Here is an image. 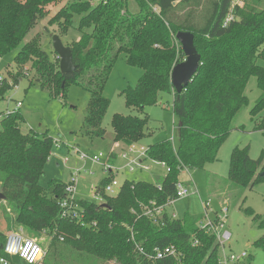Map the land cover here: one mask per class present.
Returning a JSON list of instances; mask_svg holds the SVG:
<instances>
[{"label":"trees","instance_id":"obj_1","mask_svg":"<svg viewBox=\"0 0 264 264\" xmlns=\"http://www.w3.org/2000/svg\"><path fill=\"white\" fill-rule=\"evenodd\" d=\"M134 2L136 11L130 9L129 0H0V57L19 48L14 56L19 72L0 79V98L4 99L26 76L25 64L31 62L34 78L42 89L65 96L69 83L74 82L89 92L84 131L91 138L103 137L106 131L102 120L110 105L104 89L118 55L125 53L128 63L143 70L137 84L122 92L127 104L141 110L157 104L161 94H171L173 113L179 121L177 147L171 139L149 145V154L165 161L171 169L161 180L162 189L147 180L128 179L116 196L103 194L108 207L79 197L85 210L84 223H80L62 217L59 201L65 195L66 183L54 180L48 189L39 183L54 138L48 132H22L25 117L19 109H8L1 115L0 218L8 230L17 224L33 237L48 233L47 253L39 264H63L68 251L116 264H220V243L214 234L199 228L200 217L185 213L178 219L155 224L133 213L132 208L141 201H167L175 196L183 167L203 170L218 159L234 118L249 104L245 90L252 76L263 93L250 114L255 117L264 110V67L257 63L264 58V0H247L245 6L236 8L235 19L227 26L224 19L232 0ZM47 17L49 25L59 27L60 37L71 30L80 34L67 44L76 64L72 73L61 72L58 54L53 50L57 58H52L38 37L21 46ZM179 31L194 34L201 57L197 73L181 92L171 81L174 65L185 55L176 38ZM148 123V116L116 113L112 119L113 140L125 144L141 141L147 135ZM257 125L264 130V118ZM229 179L252 187L264 181V162L253 159L248 147H236ZM107 181L103 178L99 182L100 190ZM246 211L252 213L250 208ZM253 218L264 228L261 216ZM6 233L0 228V256H7L12 264H25L19 257L5 254ZM136 243L147 251L174 244L182 256L180 260H149L138 252ZM256 243L264 248V234Z\"/></svg>","mask_w":264,"mask_h":264},{"label":"rangeland","instance_id":"obj_2","mask_svg":"<svg viewBox=\"0 0 264 264\" xmlns=\"http://www.w3.org/2000/svg\"><path fill=\"white\" fill-rule=\"evenodd\" d=\"M68 0H64V2ZM98 0H94V3ZM130 9L136 11L134 0H129ZM264 4V2H263ZM60 6L53 9L56 11ZM49 17L43 19L26 36L21 46L38 37L41 46L51 53V57L56 59L57 55L53 51L52 35H59L57 25H49ZM79 32L71 30L67 35H62L61 39L65 45L73 38L78 39ZM264 49V44L261 46ZM16 49L11 53L4 54L0 61V79L5 76L15 75L19 72L14 56ZM185 59V55H184ZM184 59L182 61H184ZM257 63L264 67V58H259ZM25 74L18 84L6 94L5 98H0V117L8 109L15 108L17 101H21L20 111L24 114L25 121L21 125L22 132L34 130L39 133L48 132L53 138L52 151L44 163L43 173L39 178V183L48 189L51 182L58 180L64 183L69 182L73 177L72 172L76 168L83 166L80 160L81 153L95 154L104 152L105 162L113 143L112 119L116 113L123 115H133L149 117L146 127V137L138 141L145 145H152L174 137L173 144L178 146V125L177 116L173 113L174 95L163 93L161 99L155 105H146L144 109H139L127 104L123 90L128 86L134 87L143 70L136 64L126 61L125 53H120L112 67L104 95L110 100V105L102 120V127L106 133L103 137H93L85 134V119L90 102L89 92L81 85L70 82L67 88V95H55L47 89H42L34 78V70L31 62L25 64ZM11 79V78H10ZM12 80V79H11ZM245 93L249 98V104L242 108L232 122L231 133L222 145L218 159L208 164L203 170H192L189 172L192 177L183 170L180 178L186 183H195L198 192L188 198H183L175 202L174 209L181 216L189 213L194 217L203 216L205 208L202 201L211 200L209 217L224 218L225 225L222 231H229L231 236L225 241L222 253L242 254L246 256L240 261L244 264H264V248L256 242L264 234V228L254 222V215L264 219V181L254 186H242L229 179L231 156L236 147L249 148V154L253 159L261 158L264 162V130L258 129L257 124L264 118V110L253 117L250 112L257 99L262 95V90L257 85V78L252 76L247 84ZM122 145V144H121ZM68 159L67 163L64 159ZM102 162V163H103ZM93 172V173H91ZM165 170L157 168V172H121L117 178L122 181L125 178L135 180L160 181ZM106 175L103 166L98 163L87 164L81 169L79 177V195L90 198L91 188L95 187ZM221 202L229 201V210L226 213L221 206ZM222 195V196H221ZM252 209V213L246 211ZM219 222V221H217ZM22 225L13 224L11 229H19ZM0 228L8 231L3 219L0 218ZM25 228V227H24ZM26 229V228H25ZM26 234L33 236L27 229ZM40 243L47 247L50 242L49 235L38 236ZM21 260V259H20ZM21 263L23 261L21 260ZM63 264H116L113 261L103 262L93 256L78 255L74 252H66Z\"/></svg>","mask_w":264,"mask_h":264},{"label":"built area","instance_id":"obj_3","mask_svg":"<svg viewBox=\"0 0 264 264\" xmlns=\"http://www.w3.org/2000/svg\"><path fill=\"white\" fill-rule=\"evenodd\" d=\"M247 0H232L230 10L224 19V26H227L235 19V10L236 8H241L245 6ZM154 10L157 11V7H154ZM0 57V61H1ZM27 73V72H26ZM21 101H17L14 110H20L21 108ZM172 142L174 141V137L171 138ZM57 144V140L54 141ZM122 144V145H121ZM174 145V144H173ZM60 146V144H57ZM150 147L149 145L142 144L138 141H134L129 144H125L122 141H116L113 143L111 150L105 160L104 152L99 151L95 154H88V153H81L80 160L84 163L82 167L76 168L72 175L73 177L66 183L65 186V195L63 198L60 199L59 205L62 208V217L68 218L71 220H76L77 222L84 223L85 218V210L79 203V177L81 174V169L86 168L87 164L98 163L103 166V171L106 175L103 178H108L107 183L103 190L99 189V183L91 188V197L89 199L96 201L98 204L106 203L104 201V193L109 196H116L124 182L130 178H125L124 180L120 181L117 176L121 172H128V173H136V172H157V168L161 167L165 170L163 178L170 172V167L165 161L158 160L153 158L149 154ZM68 159H64V162L67 163ZM103 162V163H102ZM183 170L191 176L189 172V168L183 167ZM93 173V172H91ZM102 178V179H103ZM162 178V179H163ZM161 179V180H162ZM160 181H153L158 189H162V183ZM151 182V181H150ZM176 192L175 196L169 198L165 202H159L157 199H151L149 201H141L138 203L137 207L132 208V212L140 216H144L152 220L155 224H164L167 219H178L180 218V214L174 209L175 202L183 199L188 198L191 195L198 192V189L195 183H186L182 181L179 177V180L176 182L175 185ZM203 206L205 208L204 215L200 218L198 222V226L201 230L205 231L206 233H212L216 236L217 240L220 243V264H234L240 262L247 254L243 252L242 254H236L233 252L230 253H222L221 250L223 248V244L225 241L229 240L231 233L229 231H222L225 225V219L216 217L211 219L209 217V210L211 209V200L202 201ZM226 200L221 204L222 209L228 213V206H226ZM139 210V212H138ZM219 221V222H217ZM43 234L48 235L46 231ZM24 239L33 240L35 239L37 242V246L40 247L43 251L42 257L34 261L33 264H39L44 259L47 253V247L43 246L40 243L38 237L29 236L26 234V229L24 227H20L19 229H10L6 233V241L4 244V252L6 255L10 257H19L25 264H27V260H25L18 251L16 255H9L5 248L16 242L19 246ZM63 239V237H61ZM196 243V241H195ZM136 248L138 252L144 255L149 260H156V259H163L166 257H173L176 260H180L182 253L180 250L174 245L170 244L167 246H155L151 250L147 251L144 249L140 244L136 243ZM31 252V250H29ZM5 261V264H12L10 259L7 256H0Z\"/></svg>","mask_w":264,"mask_h":264},{"label":"water","instance_id":"obj_4","mask_svg":"<svg viewBox=\"0 0 264 264\" xmlns=\"http://www.w3.org/2000/svg\"><path fill=\"white\" fill-rule=\"evenodd\" d=\"M178 42L181 43L182 49L186 55L184 61L174 65L171 72V81L174 88L181 92L193 79L200 66L201 57L197 52L194 43V34L190 31H179L176 35ZM53 48L60 58V70L62 73H72L76 69L73 62V55L70 46L63 43L61 37L57 34L52 37ZM3 195L0 193V199ZM108 207L107 203L102 204Z\"/></svg>","mask_w":264,"mask_h":264},{"label":"clouds","instance_id":"obj_5","mask_svg":"<svg viewBox=\"0 0 264 264\" xmlns=\"http://www.w3.org/2000/svg\"><path fill=\"white\" fill-rule=\"evenodd\" d=\"M29 250H31V252H29ZM5 251L13 256L19 251L20 255L27 260V264H33L34 261L39 260L43 255V251L37 246L35 239H24L19 246L16 242H13L5 248ZM0 264H5V261L2 258H0Z\"/></svg>","mask_w":264,"mask_h":264},{"label":"crops","instance_id":"obj_6","mask_svg":"<svg viewBox=\"0 0 264 264\" xmlns=\"http://www.w3.org/2000/svg\"><path fill=\"white\" fill-rule=\"evenodd\" d=\"M80 196H81V195H80ZM217 196H218V195H217ZM219 196H220V195H219ZM219 196H218V198H217V199H219V198H220ZM82 197H83V196H82ZM220 200H221V199H219V201H220ZM180 216H181V215H180ZM182 216H183V215H182ZM182 216H181V217H182ZM199 217L201 218V216H199Z\"/></svg>","mask_w":264,"mask_h":264}]
</instances>
